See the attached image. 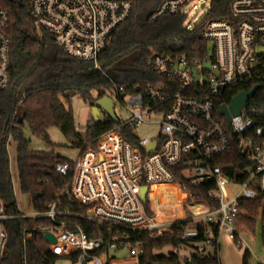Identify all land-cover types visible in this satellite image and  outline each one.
<instances>
[{"label": "built area", "instance_id": "1", "mask_svg": "<svg viewBox=\"0 0 264 264\" xmlns=\"http://www.w3.org/2000/svg\"><path fill=\"white\" fill-rule=\"evenodd\" d=\"M228 1L227 16L207 18L212 0H159L151 20L182 15L187 30L197 31L207 41L205 53L191 59L180 52V46L174 54L152 51L148 68L167 82L139 83L132 90L114 85L117 98L131 116L120 119L116 114V127L98 136L94 145L79 147L76 161L56 165V172L69 177V182L46 210L13 214L0 197V259L9 236L6 220L23 217L40 220L23 226L24 241L34 234L54 237V242L45 238L55 256L54 264H142L145 241L136 235L149 232L157 239L172 234L176 224L180 242L165 254L176 260L150 264H196L195 256L206 257L219 248L222 230L240 250L247 244L236 222L241 201L264 194V0ZM30 6L34 26L49 31L67 56L92 61L101 68V53L113 32L131 15L134 3L30 0ZM191 9L205 10L194 24L187 22ZM8 19V10L0 7V86L12 79ZM241 87H247L241 91L258 90L228 122L220 107L231 104L241 91L229 102L216 101ZM144 124H158V133L139 138L137 129ZM125 126L131 128L132 140L125 138ZM232 149L245 160L243 167L235 168L237 178L220 163ZM178 172L190 184L210 183L208 200L195 199L185 190ZM158 184L176 185L186 194L179 205L182 215L157 218L151 207V188ZM226 186L240 189L227 198ZM143 187L147 190L144 198ZM64 199L75 208L64 205ZM193 202L202 203L205 209H192ZM79 219L105 228L107 243L90 236ZM181 221L187 224L180 227ZM211 246L214 250L208 253ZM119 252L126 257L117 259Z\"/></svg>", "mask_w": 264, "mask_h": 264}, {"label": "trees", "instance_id": "2", "mask_svg": "<svg viewBox=\"0 0 264 264\" xmlns=\"http://www.w3.org/2000/svg\"><path fill=\"white\" fill-rule=\"evenodd\" d=\"M213 7L207 18H222L229 14L228 0H212ZM159 0H133L134 7L129 18L120 24L112 34L111 42L101 53V68L94 67L92 61L69 57L55 42L53 35L34 26L30 0H0V7L9 12L7 32L11 40V82L0 86V197L7 210L19 214L16 196L13 191L9 141L17 142L16 159L21 191L30 195L34 211L46 210L49 204L61 196L69 182L56 172V165L69 159L54 151L32 150L29 139L24 135L27 124L31 133L53 146L49 129L59 127L71 146L94 145L96 138L118 125L107 116L97 122L91 120L82 135L75 123L72 99L76 93L83 95L84 101L93 102L105 95L100 92L96 97L90 93L84 95L85 87L113 84L125 85L132 90L136 84L167 82L158 73L148 68L152 51L174 54L176 47L189 58L202 56L206 51L207 41L191 32L185 26L182 15L164 16L151 20V15ZM200 27L197 26L196 30ZM240 89L228 92L217 103L229 102ZM126 139H131V128L123 127ZM243 157V156H242ZM225 171L237 178L235 168L243 167L244 158L232 149L220 160ZM178 180L185 184L184 189L191 191L198 200H208L206 192L209 184H190L182 172L177 173ZM151 200L158 219L167 220L182 215L180 203L186 194L178 186L158 184L151 188ZM64 205L75 208L67 199ZM192 206L205 208L199 202ZM149 207V203H146ZM83 229L94 237L107 243L106 230L95 222L78 220ZM262 222L261 238L264 246V194L254 199L241 201V212L237 216L239 228H248L254 232L258 222ZM40 222L39 219L13 218L5 225L9 236L7 247L0 264H54L55 256L48 250L49 243L42 234H34L24 241L23 226L26 223ZM180 227L187 223L178 222ZM177 224L172 234L165 233L152 239L149 232L136 237L145 241L142 264L172 262L174 255L156 254L168 245L180 242ZM135 237V236H134ZM244 264H249L250 251L245 250ZM196 264H222L218 247L206 257L195 256Z\"/></svg>", "mask_w": 264, "mask_h": 264}, {"label": "rangeland", "instance_id": "3", "mask_svg": "<svg viewBox=\"0 0 264 264\" xmlns=\"http://www.w3.org/2000/svg\"><path fill=\"white\" fill-rule=\"evenodd\" d=\"M205 14V10H193L188 11L187 22L194 24L196 19L199 20ZM84 95H88L90 93L92 96L96 97L100 92H104L115 97V112L120 119L129 118L131 114L128 109L121 102L120 99L117 98L116 92L113 84H105V85H97L94 87H85ZM72 107L75 115V123L78 126V131L80 134L84 135L89 122L93 120L92 113V104L89 102H85L83 95L81 93H76L72 99ZM106 117V112L101 111L99 115V120H103ZM159 127L157 125H141L137 129V136L140 138L142 136H154L158 133ZM50 141H52L53 146L49 145L47 142L41 140L40 138H36L30 131V128L27 124L24 127V135L29 139L30 148L32 150H43V151H54L57 154L69 159L70 161L77 160V157L80 153V148L78 146H71L70 142L67 141L63 132L59 127L50 128L49 131ZM9 155L11 159V176L13 181V191L16 196V202L18 209L21 212L32 213L34 210L31 204L30 195L21 191L20 188V179L18 176V166L16 159V151H17V142L10 140L9 141ZM240 188L237 186H226L225 193L226 197L229 198L233 196L236 192L239 191ZM152 205V203H151ZM192 209L199 211L196 206L190 205ZM262 233V222L259 221L257 227L254 232L250 231L248 228H239V234L246 241L247 244H244L243 248L240 250L236 245L235 241L226 235L224 230L219 234L220 245L218 248V254L221 258L222 264H244V253L245 250L248 249L250 251V259L249 264H264V246L261 238ZM214 248L213 246L207 248V252L211 253ZM173 252V247L171 245L165 246L160 250H155L156 254H168ZM181 255L184 253L179 251ZM117 259H124L126 254L119 252L115 255Z\"/></svg>", "mask_w": 264, "mask_h": 264}, {"label": "water", "instance_id": "4", "mask_svg": "<svg viewBox=\"0 0 264 264\" xmlns=\"http://www.w3.org/2000/svg\"><path fill=\"white\" fill-rule=\"evenodd\" d=\"M259 87V86H258ZM258 87L253 88L250 91H241V93L237 94L232 101L231 104H222L220 107V112L224 115H226V118L228 122H231V116L237 115L241 112V109L246 105V101L248 98L252 97L255 92L258 90ZM115 99L109 95L105 94L102 97L97 98L93 104H92V113L94 121H99V115L101 111L106 112L107 116L113 120L114 122H117L118 118L115 113ZM155 144L152 143L151 148H154ZM142 198L145 197L146 194V187H143L142 189ZM45 238L47 240L55 241L54 237L51 234H46Z\"/></svg>", "mask_w": 264, "mask_h": 264}, {"label": "bare ground", "instance_id": "5", "mask_svg": "<svg viewBox=\"0 0 264 264\" xmlns=\"http://www.w3.org/2000/svg\"><path fill=\"white\" fill-rule=\"evenodd\" d=\"M199 211H201V210H204L205 208H199V207H196Z\"/></svg>", "mask_w": 264, "mask_h": 264}]
</instances>
